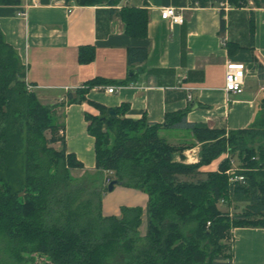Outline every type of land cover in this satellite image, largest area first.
Listing matches in <instances>:
<instances>
[{
    "label": "trees",
    "instance_id": "16d2710c",
    "mask_svg": "<svg viewBox=\"0 0 264 264\" xmlns=\"http://www.w3.org/2000/svg\"><path fill=\"white\" fill-rule=\"evenodd\" d=\"M69 1L77 6L109 3ZM221 1L191 0L200 7ZM20 4L0 0V7ZM228 4L240 7L246 1ZM253 5L264 9V0H253ZM117 15L127 36L146 37L145 10L121 8ZM223 27L220 13V30ZM93 56L90 47L78 50L80 64ZM146 56L145 47L130 48L126 64H142ZM96 84L107 82L94 80L86 86ZM85 92L76 91L68 104L84 102ZM92 106L99 115H85V121L94 139L95 172L75 179L70 172L82 165L66 153L50 110L26 89L25 66L0 31V264H28L32 254L46 264H231L223 244L230 231L264 228L263 105L261 117L250 127L228 132L187 123L185 111L166 114L160 126L122 118L125 106L109 111ZM162 129L186 131L194 143L171 145L159 135ZM57 143L59 149L53 147ZM195 145L200 146L198 162L184 164L183 152ZM226 145L242 161L237 173L242 182L229 183L226 159L220 160L217 171L205 173L204 180H181L199 175ZM103 173H110L107 178L117 186L146 194V207L122 206L119 216H103ZM220 200L227 207L242 205L241 213L231 217L219 210Z\"/></svg>",
    "mask_w": 264,
    "mask_h": 264
},
{
    "label": "crops",
    "instance_id": "0c3cea01",
    "mask_svg": "<svg viewBox=\"0 0 264 264\" xmlns=\"http://www.w3.org/2000/svg\"><path fill=\"white\" fill-rule=\"evenodd\" d=\"M107 1L101 6H77L73 1L36 0L27 8L25 18L16 16L23 0L17 6L0 7V31L25 66L26 82L34 87L33 93L42 104H61L57 106L61 112L53 114V124L64 133L66 153L82 165V169L71 170V176L79 179L95 172L94 139L88 135L85 121V115H99L92 105L107 111L125 106L122 118L144 119L160 126L166 114L185 111L187 123L225 132L248 128L261 117L263 8L250 6L248 0L244 6L230 5L226 10H220L218 3L200 7L191 0ZM121 8L146 11L144 39L124 33L117 15ZM163 8L181 11L183 23L170 25L161 20L159 12ZM80 47L93 49L91 62H78ZM136 47L146 48V60L128 67L126 52ZM228 61L245 66L243 90L238 95L224 92V66ZM129 70H135L131 77ZM94 80L107 84L86 86ZM109 86L115 87L111 94L104 91ZM78 90H86L84 102L68 104L67 97ZM159 135L171 145L182 136L192 140L181 130L162 129ZM53 147L59 149L60 145ZM219 162L212 172L217 171ZM105 174L111 176L103 173V177ZM113 190L116 200L112 212L104 205V216H119L122 206L146 207L143 192L121 186ZM117 194L125 195V200H117ZM230 233L231 264H264V228H234Z\"/></svg>",
    "mask_w": 264,
    "mask_h": 264
},
{
    "label": "rangeland",
    "instance_id": "374dc122",
    "mask_svg": "<svg viewBox=\"0 0 264 264\" xmlns=\"http://www.w3.org/2000/svg\"><path fill=\"white\" fill-rule=\"evenodd\" d=\"M246 1V0H245ZM252 2L253 3V0H248V2ZM253 6V5H252ZM35 95V94H34ZM36 97V95H35ZM69 99V96L67 97ZM36 100L38 101V103L44 107H47L49 110H50V117H51V122L53 123V120H52V117L53 114L55 116H57L60 112H61V109L60 107H57V106H60L59 104H55L56 105V108H55V105H45V104H42L38 98L36 97ZM68 101V100H67ZM59 110V111H58ZM55 112V113H54ZM58 112V113H56ZM58 135V134H57ZM59 136V135H58ZM166 137V136H165ZM180 141H178L176 143L175 146H178V145H188L191 143H194L191 139H188L186 136H182L179 138ZM178 144V145H177ZM199 153H200V146L199 145H195L193 148L191 149H188V150H185L183 152V157H184V164H195L198 162L199 160ZM226 156V158H225ZM178 158L177 156L175 157V159ZM226 159L229 161V164H230V169H232V171L237 174L239 173L238 171H240V167L242 165V161L241 159L238 157V152L237 151H234V152H231V147L226 145V149L225 151L220 155L219 158H217L216 160H214L209 166L207 167H202L200 169V174L191 178V177H187V178H181V180H185V181H193L195 182V180L197 179H201V180H204L205 179V173L209 172V171H212V169L214 168V164H216L217 161L219 160H222V159ZM108 174H105L104 178L107 177ZM73 178H77L75 175H72ZM229 177V176H228ZM124 189H129V188H124ZM114 191V190H113ZM111 191V192H106L104 194H102L101 196V213H102V207L105 205V208L107 207H110L111 208V211L109 212H112V207L114 206V203H115V200H116V194H114V192ZM138 191V190H136ZM109 195H112V196H109ZM118 195V194H117ZM117 200H121V201H124L125 200V195H121L119 194L117 196ZM217 208L223 212H227L228 215H230L231 217H235L237 215H239L242 211V205H237V204H231V206L227 207V206H220L218 203H217ZM103 215V214H102ZM104 216V215H103ZM145 226H146V221H145V217H143V223L142 225L140 226V234L141 235H144L145 233ZM231 232V231H230ZM231 233H229L228 235V238L226 240H224L223 244L228 247V251L227 254L231 253ZM29 262L28 264H46L45 263V260L43 259L42 256H39L37 254H32L29 256Z\"/></svg>",
    "mask_w": 264,
    "mask_h": 264
},
{
    "label": "built area",
    "instance_id": "2783aa9c",
    "mask_svg": "<svg viewBox=\"0 0 264 264\" xmlns=\"http://www.w3.org/2000/svg\"><path fill=\"white\" fill-rule=\"evenodd\" d=\"M22 1V0H21ZM36 0H23L22 5L20 6L21 9L16 13L17 17L25 18L26 16V10L29 8L30 5L35 3ZM250 6L253 5V3L250 1L248 2ZM218 7L220 10H226L227 8L230 7L228 4V0H222L221 2L218 3ZM160 14V19L163 21H167L170 25L173 24H182L183 23V16L181 14V11L174 9V8H163L159 12ZM222 45H224V42L222 41ZM244 79H245V66L243 63L240 62H232L228 61L226 62L224 66V92L226 95L229 94H235L238 95L242 92L243 90V85H244ZM26 89L28 91H33L34 87L29 85L26 82ZM115 87L109 86L105 87L104 91L108 94L113 93ZM60 137H63V131L60 129L58 130L57 133ZM226 158V156H225ZM224 158V159H225ZM225 174L228 177L229 183H236V182H242L243 177L242 175H237L235 174L232 169H228ZM109 179L106 177L104 179V185L109 184ZM220 206L224 205V202L222 200L219 201L218 203ZM209 224L207 223V226Z\"/></svg>",
    "mask_w": 264,
    "mask_h": 264
},
{
    "label": "water",
    "instance_id": "95a60500",
    "mask_svg": "<svg viewBox=\"0 0 264 264\" xmlns=\"http://www.w3.org/2000/svg\"><path fill=\"white\" fill-rule=\"evenodd\" d=\"M135 74V70H129L128 71V76L131 77ZM110 115L115 116V114L113 112H109ZM118 182L117 181H111L109 182V184L107 185V192H111L114 188V186H117Z\"/></svg>",
    "mask_w": 264,
    "mask_h": 264
}]
</instances>
